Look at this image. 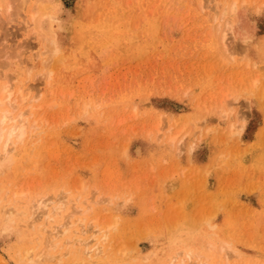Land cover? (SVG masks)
Wrapping results in <instances>:
<instances>
[{
	"label": "rangeland",
	"instance_id": "rangeland-1",
	"mask_svg": "<svg viewBox=\"0 0 264 264\" xmlns=\"http://www.w3.org/2000/svg\"><path fill=\"white\" fill-rule=\"evenodd\" d=\"M45 2L0 0V264H264V0Z\"/></svg>",
	"mask_w": 264,
	"mask_h": 264
},
{
	"label": "bare ground",
	"instance_id": "bare-ground-1",
	"mask_svg": "<svg viewBox=\"0 0 264 264\" xmlns=\"http://www.w3.org/2000/svg\"><path fill=\"white\" fill-rule=\"evenodd\" d=\"M45 1L47 2V0H45ZM236 10L232 9L233 13ZM233 13H231V14H233ZM225 14H226V12L223 13V15H225ZM46 22L44 21V23H46ZM228 26H229L228 27L229 31H231V32H232V30L235 31L237 28L236 26L233 27V25L231 26L230 24H228ZM224 37H226V36H224ZM225 40H226V38H225ZM5 78L8 80L7 76ZM0 84H1V82H0ZM26 89H29V88H24V86H23L22 88L20 87L19 91L21 93H23L24 90H26ZM13 95H14L13 86L11 85V81L8 80L3 85L2 91L0 92V105H3L5 103H7L6 101H8V103H10V106L12 105L11 108H13L14 110L17 109V105H16V102L14 99L15 97L13 98ZM25 98L27 99V97H25ZM22 99H23V101H21V103L26 100L24 98H22ZM19 106H20V104H19ZM8 107H9V105H8ZM6 110H7V108H6ZM18 111H20V110H18ZM12 112L10 110L4 111V113L1 111V113H3V115L1 114L2 116L0 117V154H1V157H2V155L7 156L11 145H13V147H14V144L18 143V142L14 143L15 139L18 140L19 142L21 140H23L24 136L26 135V128H27V124H28V121L30 118L29 115H33V108H30L28 110L25 109V110L21 111L20 113L18 112V116H13ZM31 124H33V122ZM31 124L29 125L30 126L29 128L35 129L36 127H34V124H33V127H31ZM29 135H30V133H29ZM21 142H23V141H21ZM15 146H17V144ZM2 163H4V162H2ZM50 202H51V200L50 201L44 200V201H41V203L39 202L38 205H36L35 207H33L34 212L32 213V215L34 216L35 219H38V217L39 218L41 217V216H39V212H41V213H45V212L47 213L48 212V210H49L48 207L50 205ZM57 209H58V207H57ZM57 209H55V210H57ZM0 211L4 212V214L9 216L10 218H11V216L18 213L17 204H16L15 200L11 199L10 201H7L6 204L2 207V209ZM24 213H25V211H23V214ZM86 246H89V243H86ZM103 247H104L103 240L96 239L95 244L91 247V249H88V251H86V256H87V259L89 260V264H97V263L101 262L102 254L104 253ZM31 264H36V261L32 260Z\"/></svg>",
	"mask_w": 264,
	"mask_h": 264
}]
</instances>
